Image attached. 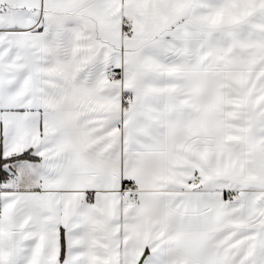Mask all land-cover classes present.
I'll use <instances>...</instances> for the list:
<instances>
[{
    "label": "snow or ice",
    "instance_id": "snow-or-ice-1",
    "mask_svg": "<svg viewBox=\"0 0 264 264\" xmlns=\"http://www.w3.org/2000/svg\"><path fill=\"white\" fill-rule=\"evenodd\" d=\"M0 264H264V0H0Z\"/></svg>",
    "mask_w": 264,
    "mask_h": 264
}]
</instances>
